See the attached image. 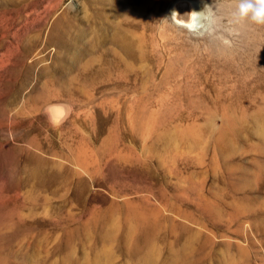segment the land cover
I'll list each match as a JSON object with an SVG mask.
<instances>
[{
  "label": "rangeland",
  "instance_id": "obj_1",
  "mask_svg": "<svg viewBox=\"0 0 264 264\" xmlns=\"http://www.w3.org/2000/svg\"><path fill=\"white\" fill-rule=\"evenodd\" d=\"M204 5L203 37L169 17ZM236 7L0 0V264H264V26Z\"/></svg>",
  "mask_w": 264,
  "mask_h": 264
},
{
  "label": "clouds",
  "instance_id": "obj_2",
  "mask_svg": "<svg viewBox=\"0 0 264 264\" xmlns=\"http://www.w3.org/2000/svg\"><path fill=\"white\" fill-rule=\"evenodd\" d=\"M236 10L232 14L231 24L250 21L264 26V0H236ZM174 24L186 29L191 35L203 37L216 30L218 23L216 10L212 6L204 5L200 11H190L180 14L173 9L169 16ZM72 107L67 104L52 105L49 108V119L54 126L64 123L71 115Z\"/></svg>",
  "mask_w": 264,
  "mask_h": 264
},
{
  "label": "bare ground",
  "instance_id": "obj_3",
  "mask_svg": "<svg viewBox=\"0 0 264 264\" xmlns=\"http://www.w3.org/2000/svg\"><path fill=\"white\" fill-rule=\"evenodd\" d=\"M189 6L191 5V3H189L188 4ZM188 8H190V7H188ZM175 10H179L178 8H174ZM190 11H193V9L192 8H190L189 9V12ZM180 14H182V12L181 11H178ZM146 258H144L143 259V262H144V264H148L149 262H150V259L152 258V255H151V253H149V252H147V254H146V256H145Z\"/></svg>",
  "mask_w": 264,
  "mask_h": 264
}]
</instances>
